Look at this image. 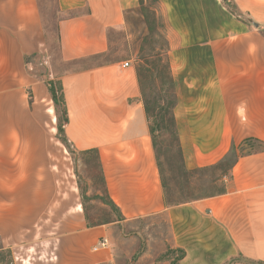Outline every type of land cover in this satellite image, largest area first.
Here are the masks:
<instances>
[{
    "label": "crops",
    "instance_id": "0c3cea01",
    "mask_svg": "<svg viewBox=\"0 0 264 264\" xmlns=\"http://www.w3.org/2000/svg\"><path fill=\"white\" fill-rule=\"evenodd\" d=\"M228 1L242 20L220 0L156 3L166 24L172 113L187 171L215 166L246 137L263 139L264 0ZM55 4L58 57L69 64L103 57L109 32L124 29L139 0ZM245 20L252 21L251 30ZM44 55L38 0H0V251L8 250L14 264H115L116 231L160 216L167 234L159 250L139 233L125 239L131 264H170L172 258H163L168 250L184 252L178 264H264V159L256 153L238 158L220 194L167 205L129 61L55 78L66 116L65 141L73 151L95 155L103 191L120 218L91 225L81 205L67 204L65 218L54 221L48 150L64 146L30 135L22 139L23 133L39 131L31 118L54 116L47 85L30 73L31 60ZM23 118H29L28 126Z\"/></svg>",
    "mask_w": 264,
    "mask_h": 264
},
{
    "label": "rangeland",
    "instance_id": "374dc122",
    "mask_svg": "<svg viewBox=\"0 0 264 264\" xmlns=\"http://www.w3.org/2000/svg\"><path fill=\"white\" fill-rule=\"evenodd\" d=\"M220 2L242 20L243 17L238 14L235 5L228 0H220ZM156 3L157 0H139L137 8L127 14L124 29L109 32V49L103 57L64 64L58 57L56 23L59 16L56 12L55 0H38L46 55L31 60L30 73L39 76L45 85L52 84L58 100L61 101L60 87L55 78L64 71L66 73L111 61H129L135 69L142 101L148 108L149 123L154 130V150L162 175L165 202L167 205H174L225 191L224 179L227 178L229 169L238 158L256 153L264 159V133L261 141L246 137L240 143H235L216 167L192 171L184 169L171 121L175 93L168 63L166 24L156 11ZM244 22L250 30L253 28L252 21ZM262 44L264 45V29ZM52 76L54 80L50 79ZM62 110L63 107L59 104L54 106V116L45 113L31 118L32 123L39 126V131L32 134L23 133L22 138L27 139L26 137L30 135L35 140L58 141L64 146L63 149L57 143L55 148L48 150V154L52 155L54 174V180L51 182L54 190L53 220L60 221L65 218L67 204L70 207L79 204L83 208L85 219L91 225L116 221L119 217L109 205L103 191L102 177L95 155L71 150L65 141L64 132L58 131L59 126H62V130L65 126L66 119ZM24 123L28 126L29 118H26ZM51 127L54 131H51ZM50 163L49 167H51ZM136 233H139L144 241H150L155 250H159L157 245L161 246V241L167 234L166 224L164 219L158 216L141 220L133 224L130 229L123 227L116 231L114 237L118 247L115 264H131V261L129 262L131 257L127 256L125 239ZM169 257L173 258L174 255ZM0 264H14L8 250L0 251Z\"/></svg>",
    "mask_w": 264,
    "mask_h": 264
},
{
    "label": "trees",
    "instance_id": "16d2710c",
    "mask_svg": "<svg viewBox=\"0 0 264 264\" xmlns=\"http://www.w3.org/2000/svg\"><path fill=\"white\" fill-rule=\"evenodd\" d=\"M95 58H100V57H95ZM47 89H48V91H49V93H50V95H51V99H52V101H53V104H54V106H58L59 104H61L62 105V107H63V100H62V96H61V101L60 100H58V98H57V96H56V90H55V88L53 87V85L52 84H49V85H47ZM175 103H176V100L174 101V105H175ZM143 104H144V108H145V112H146V114H147V117H148V119H149V111H148V108L146 107V105H145V103L143 102ZM173 105V106H174ZM63 111V114L65 115V111H64V109L62 110ZM171 121H172V124H173V127H174V130H175V125H174V120H173V116H172V112H171ZM65 119H66V116H65ZM65 122H66V120H65ZM58 131L59 132H63V130H62V126H59L58 127ZM61 132V133H62ZM150 134H151V139H152V143H153V147L155 148V141H154V130H153V128L150 126ZM175 134H176V130H175ZM176 138H177V134H176ZM179 151H180V149H179ZM157 164H158V160H157ZM218 164H216L215 166H212V167H209V168H213V167H216ZM158 167H159V164H158ZM160 169V168H159ZM159 173H160V178H161V184H162V187H163V190H164V186H163V180H162V175H161V172H160V170H159ZM109 205L111 206V208L115 211V213L118 215V217L120 218V214H119V211L117 210V208L111 203V202H109ZM174 205H176V204H174ZM169 255H174V257L172 258V261H171V263L170 264H178V262L184 257V252L182 251V250H168L167 252H166V254L163 256V258L164 257H166V256H169ZM251 264H263V263H261V262H256V263H251Z\"/></svg>",
    "mask_w": 264,
    "mask_h": 264
},
{
    "label": "built area",
    "instance_id": "2783aa9c",
    "mask_svg": "<svg viewBox=\"0 0 264 264\" xmlns=\"http://www.w3.org/2000/svg\"><path fill=\"white\" fill-rule=\"evenodd\" d=\"M128 66H129L128 62H124L123 65H122L123 68H127ZM100 245L101 246H105L106 245V241L101 242Z\"/></svg>",
    "mask_w": 264,
    "mask_h": 264
}]
</instances>
